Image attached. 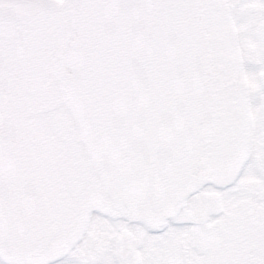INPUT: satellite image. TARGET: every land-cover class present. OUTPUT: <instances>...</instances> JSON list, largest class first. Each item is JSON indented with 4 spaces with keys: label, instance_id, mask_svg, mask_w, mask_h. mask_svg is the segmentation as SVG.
<instances>
[{
    "label": "snow or ice",
    "instance_id": "obj_1",
    "mask_svg": "<svg viewBox=\"0 0 264 264\" xmlns=\"http://www.w3.org/2000/svg\"><path fill=\"white\" fill-rule=\"evenodd\" d=\"M0 264H264V0H0Z\"/></svg>",
    "mask_w": 264,
    "mask_h": 264
},
{
    "label": "water",
    "instance_id": "obj_2",
    "mask_svg": "<svg viewBox=\"0 0 264 264\" xmlns=\"http://www.w3.org/2000/svg\"><path fill=\"white\" fill-rule=\"evenodd\" d=\"M19 70H17V73H18Z\"/></svg>",
    "mask_w": 264,
    "mask_h": 264
}]
</instances>
